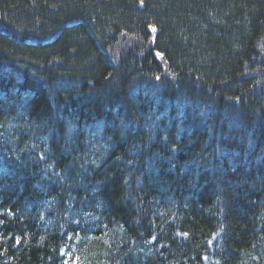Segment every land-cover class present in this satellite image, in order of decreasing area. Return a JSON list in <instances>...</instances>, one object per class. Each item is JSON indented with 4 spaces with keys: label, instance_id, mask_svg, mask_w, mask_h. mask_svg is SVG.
<instances>
[{
    "label": "trees",
    "instance_id": "obj_1",
    "mask_svg": "<svg viewBox=\"0 0 264 264\" xmlns=\"http://www.w3.org/2000/svg\"><path fill=\"white\" fill-rule=\"evenodd\" d=\"M0 264H264V0H0Z\"/></svg>",
    "mask_w": 264,
    "mask_h": 264
},
{
    "label": "rangeland",
    "instance_id": "obj_2",
    "mask_svg": "<svg viewBox=\"0 0 264 264\" xmlns=\"http://www.w3.org/2000/svg\"><path fill=\"white\" fill-rule=\"evenodd\" d=\"M151 29H152L153 33L155 34L157 29L154 26H152Z\"/></svg>",
    "mask_w": 264,
    "mask_h": 264
}]
</instances>
